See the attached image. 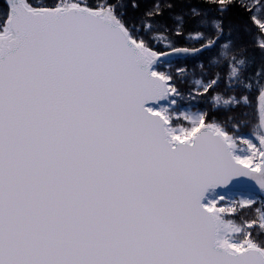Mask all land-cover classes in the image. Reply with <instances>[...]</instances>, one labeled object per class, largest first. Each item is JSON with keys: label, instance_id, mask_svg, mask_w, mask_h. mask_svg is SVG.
I'll list each match as a JSON object with an SVG mask.
<instances>
[{"label": "snow or ice", "instance_id": "1", "mask_svg": "<svg viewBox=\"0 0 264 264\" xmlns=\"http://www.w3.org/2000/svg\"><path fill=\"white\" fill-rule=\"evenodd\" d=\"M0 264H264V0H3Z\"/></svg>", "mask_w": 264, "mask_h": 264}, {"label": "trees", "instance_id": "2", "mask_svg": "<svg viewBox=\"0 0 264 264\" xmlns=\"http://www.w3.org/2000/svg\"><path fill=\"white\" fill-rule=\"evenodd\" d=\"M149 3H151V0H141L142 5H147ZM2 6H3V0H0V7Z\"/></svg>", "mask_w": 264, "mask_h": 264}]
</instances>
